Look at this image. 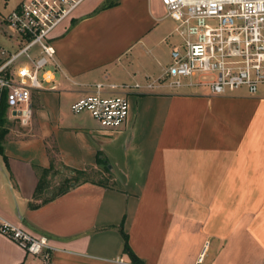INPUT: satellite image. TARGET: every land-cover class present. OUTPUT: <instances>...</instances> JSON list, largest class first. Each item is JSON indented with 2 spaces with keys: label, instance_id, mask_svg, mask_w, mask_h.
<instances>
[{
  "label": "crops",
  "instance_id": "0c3cea01",
  "mask_svg": "<svg viewBox=\"0 0 264 264\" xmlns=\"http://www.w3.org/2000/svg\"><path fill=\"white\" fill-rule=\"evenodd\" d=\"M167 17L161 0H84L51 34L56 88L33 90L25 118L6 106L0 217L47 236L57 263L264 264L261 86L254 94L143 86L112 131L70 110L94 82H153L166 66L158 44L175 27L163 32ZM58 164L99 179L47 199V173ZM122 220L141 263L122 249ZM0 264L43 261L0 233Z\"/></svg>",
  "mask_w": 264,
  "mask_h": 264
},
{
  "label": "built area",
  "instance_id": "2783aa9c",
  "mask_svg": "<svg viewBox=\"0 0 264 264\" xmlns=\"http://www.w3.org/2000/svg\"><path fill=\"white\" fill-rule=\"evenodd\" d=\"M83 1L21 0L3 19L18 47L0 46V100L4 98L13 116H27L33 90L56 88L59 65L51 34ZM161 2L175 22L172 33L178 37L162 73L145 84L94 82L71 102L73 113L86 111L103 130L112 131L126 122L130 97L142 92L143 86H204L213 94L245 87L254 94L264 85V0ZM0 233L40 257L43 264H61L51 258L53 247L47 236H34L1 217Z\"/></svg>",
  "mask_w": 264,
  "mask_h": 264
},
{
  "label": "rangeland",
  "instance_id": "374dc122",
  "mask_svg": "<svg viewBox=\"0 0 264 264\" xmlns=\"http://www.w3.org/2000/svg\"><path fill=\"white\" fill-rule=\"evenodd\" d=\"M15 1L16 0H0V30L1 31L6 30V34L9 36L8 37L4 35L2 36L3 38L0 36V41H1L0 46H4L8 49H13V50H17L18 48L16 45V37L14 38L13 34L12 36L9 35L11 33V29L6 25L3 19L11 11V9L14 8ZM160 24L164 26L163 32L165 33H168L169 30L171 31L173 28V25L175 26V22L170 17H167L166 19H163L162 21H160ZM177 40H178V37L175 34L169 32L167 35L164 36V39L161 42H159L158 47H157V50H158L157 52L160 55V59L162 62L161 64L166 65L169 63V60H170L169 51L171 50L172 46L175 45ZM43 85L48 86L50 84H46L45 82H43ZM260 89H261V92L264 91L263 86H261ZM244 91H246L245 87H240V88L235 89V93H241ZM83 112H86V111H82L81 113ZM55 167L56 168H54L53 170L47 173V177H46L47 181H49V187L46 188L45 194L48 196L50 195V193L51 194L56 193L61 188L64 178H66L69 175H72L70 170H68L62 165L58 164ZM88 173H89L88 175L89 178L99 179L98 172L90 170L88 171Z\"/></svg>",
  "mask_w": 264,
  "mask_h": 264
},
{
  "label": "trees",
  "instance_id": "16d2710c",
  "mask_svg": "<svg viewBox=\"0 0 264 264\" xmlns=\"http://www.w3.org/2000/svg\"><path fill=\"white\" fill-rule=\"evenodd\" d=\"M110 5L111 4H109V3L105 4L102 6V8L108 7ZM5 109H6V103H5L4 98H2L0 100V122H1V119H2L3 114L5 112ZM0 135H1V132H0ZM103 161L104 160L101 158L100 153L98 152L96 155V163L101 164ZM105 169H106V172H109V168L107 166H105ZM71 172L73 173V175H70L69 177L64 178L61 188L56 193L51 194L49 196V198H47V199H51L57 195H60L64 192H66L70 187H72L73 185H75L81 181H92L91 178L88 177L89 173L87 170L71 169ZM108 177H110V176L108 175ZM44 188H45L44 183H43V181L40 180V182L38 184V193L41 192ZM122 226H123V220L118 225V231H119V233L123 239V245H122L123 251L128 254V256L130 257L132 262L141 263L140 260L137 258V256L134 254V252L129 247L128 235L123 230Z\"/></svg>",
  "mask_w": 264,
  "mask_h": 264
}]
</instances>
